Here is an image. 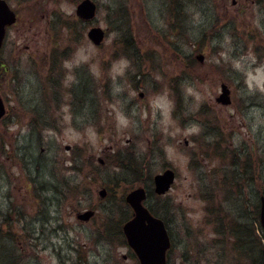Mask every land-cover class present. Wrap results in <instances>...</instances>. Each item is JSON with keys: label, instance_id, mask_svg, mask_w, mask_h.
I'll list each match as a JSON object with an SVG mask.
<instances>
[{"label": "rangeland", "instance_id": "374dc122", "mask_svg": "<svg viewBox=\"0 0 264 264\" xmlns=\"http://www.w3.org/2000/svg\"><path fill=\"white\" fill-rule=\"evenodd\" d=\"M6 1L0 264H138L119 233L138 186L167 224L170 264H260L264 0H92L87 21L82 0Z\"/></svg>", "mask_w": 264, "mask_h": 264}, {"label": "water", "instance_id": "95a60500", "mask_svg": "<svg viewBox=\"0 0 264 264\" xmlns=\"http://www.w3.org/2000/svg\"><path fill=\"white\" fill-rule=\"evenodd\" d=\"M96 5L92 0H82L76 6V14L84 19L89 20L94 17ZM15 22V14L9 8L5 0H0V47L5 34L6 26ZM89 39L99 44L103 37L104 31L100 27H92L88 31ZM199 61L203 60V55L196 56ZM220 94L216 97V101L221 104L230 103V90L225 83L220 85ZM5 109L3 101L0 97V118L4 114ZM174 180V172L171 169H165L161 173L153 176L154 191L157 194H163L169 190ZM100 197L106 195L105 189L98 192ZM146 199L145 188L139 186L130 190L125 195V201L133 209V217L126 221L123 225V232L130 247L136 253L139 264H164L165 252L170 245L169 236L160 218L153 216L148 208L143 204ZM94 214L93 210H85L76 215L77 219L88 220ZM260 224L264 237V195L260 197ZM264 264V247L262 249V261Z\"/></svg>", "mask_w": 264, "mask_h": 264}, {"label": "flooded vegetation", "instance_id": "af4514ba", "mask_svg": "<svg viewBox=\"0 0 264 264\" xmlns=\"http://www.w3.org/2000/svg\"><path fill=\"white\" fill-rule=\"evenodd\" d=\"M16 23H17V22H15L14 24H12V25L9 26L8 28H11L12 26L16 25ZM6 114H7V111H6ZM6 114L4 115V117L6 116ZM4 117H3V118H4ZM3 118H2V119H3ZM130 213H131L130 216H129L126 220H128V219L131 218V216H132V211H131V209H130ZM126 220H125V221H126ZM125 221H124V222H125ZM124 222H123V223H124ZM123 223L120 225L121 227H120V229H119V233H120V236H121V238H122L120 241H121V242L127 247V249H128V253H129V256H131V257L134 258V257H136V256H135L133 250L128 246V244H127V242H126V239H125V237H124V234H123V230H122ZM126 256H127V254H123V255H122V258H126ZM166 264H170L169 259H168V256H167Z\"/></svg>", "mask_w": 264, "mask_h": 264}, {"label": "clouds", "instance_id": "9594fccd", "mask_svg": "<svg viewBox=\"0 0 264 264\" xmlns=\"http://www.w3.org/2000/svg\"><path fill=\"white\" fill-rule=\"evenodd\" d=\"M127 63V60L124 59L117 61L113 67V74L122 73ZM256 82L260 84L261 87H264V83H261L259 78L256 79Z\"/></svg>", "mask_w": 264, "mask_h": 264}, {"label": "trees", "instance_id": "16d2710c", "mask_svg": "<svg viewBox=\"0 0 264 264\" xmlns=\"http://www.w3.org/2000/svg\"><path fill=\"white\" fill-rule=\"evenodd\" d=\"M158 198H159V197H158ZM150 209H151V211H152V212H154V213H155V211H154L152 208H150ZM259 241L261 242V239H260V238H259Z\"/></svg>", "mask_w": 264, "mask_h": 264}]
</instances>
